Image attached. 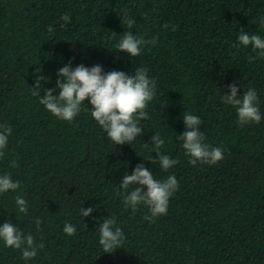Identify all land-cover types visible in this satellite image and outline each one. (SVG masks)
<instances>
[{"label": "trees", "instance_id": "1", "mask_svg": "<svg viewBox=\"0 0 264 264\" xmlns=\"http://www.w3.org/2000/svg\"><path fill=\"white\" fill-rule=\"evenodd\" d=\"M125 15L131 28L121 22ZM241 31L264 39V0H0V126L12 128L0 175L20 182L0 194V226L10 221L44 245L26 261L0 240V264H264V56L236 46ZM127 32L156 43L131 57L116 48ZM69 62L130 76L147 69L156 94L131 144L108 137L89 100L69 122L33 95L37 76L48 78L43 95ZM230 84L238 97L256 90L259 123L241 125L224 103ZM185 112L200 117L203 143L221 147L222 160L189 163L177 139L188 130ZM154 133L165 141L158 151L178 161L167 171L145 159L157 157ZM140 163L155 179L175 175L180 185L167 213L151 221L146 205L133 212L117 194ZM17 196L27 213L19 212ZM81 207L93 212L83 217ZM106 218H115L125 237L111 253L99 243ZM65 223L76 227L73 235Z\"/></svg>", "mask_w": 264, "mask_h": 264}, {"label": "clouds", "instance_id": "2", "mask_svg": "<svg viewBox=\"0 0 264 264\" xmlns=\"http://www.w3.org/2000/svg\"><path fill=\"white\" fill-rule=\"evenodd\" d=\"M122 23H126L129 28L134 24V20L122 17ZM167 27V25H165ZM175 30V26H173ZM48 31H52L49 26ZM238 44L249 46L253 50H260L259 55L264 56V39L256 33H246L241 31L238 38ZM155 44L156 38L151 41L137 38L132 32L123 35L116 44L119 51L127 52L131 57L140 55L141 45ZM250 59H254L250 58ZM48 78L37 76L33 95L40 96V104L50 111L54 116L71 122L81 111V105L85 100H89L93 106L91 116L98 122L108 137L115 144H124L133 141L143 131L140 126L141 121L148 119V113L145 111L148 103L155 96L156 82L149 78L147 69L137 67L135 75L130 76L123 71L113 70L103 73L100 65H94L91 68L83 64L72 68L69 62L57 71V82L55 88L45 89L44 94L40 95L39 89L41 82ZM229 92L222 96L225 104L235 107L238 120L241 125L251 122L259 123L261 121V112L258 107L259 100L254 88H249L238 97L239 89L235 84L228 85ZM59 89L58 95L53 93ZM183 121L186 130L177 139L182 141V146L186 150L185 154L190 157L189 163L196 165L197 162L205 164H216L223 159V149L221 147H212L203 143L204 133L198 130L201 125L199 116L185 112ZM12 128L4 125L0 126V156H3V149L7 146L8 136ZM152 142L157 151V157L150 155L147 158L153 164L158 163L159 167L165 171L178 163L176 159L163 154L158 150L164 145L165 141L159 133L152 135ZM145 146H148L145 144ZM12 167H17L16 161H12ZM139 184L141 187H133ZM146 186V190L144 189ZM179 183L175 175H170L166 179L158 180L143 163L137 164L132 174H125L120 181L118 195L122 196L125 207H130L133 212L141 203L146 205L150 211V216H145L146 220L151 221L158 215L167 213L169 198L179 189ZM20 187L19 181H13L10 174L0 175V194L15 191ZM131 188V191H128ZM16 206L20 213H27L28 203L22 196L15 198ZM81 215L89 216L93 208L87 209L81 207ZM41 220L37 218L36 226L39 230ZM115 218H106L99 225V243L102 245L105 253H111L120 248L124 234L120 227H115ZM63 231L68 235L76 232V227L70 223H65ZM0 240L6 247L19 249L22 251L23 258L27 261L37 255V248H43V243L36 245L35 238L31 233L25 234L16 224L5 221L0 226Z\"/></svg>", "mask_w": 264, "mask_h": 264}]
</instances>
